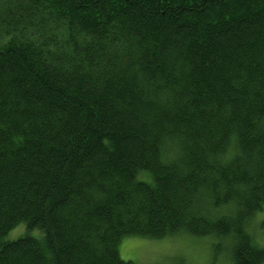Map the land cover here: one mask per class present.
<instances>
[{"label": "trees", "instance_id": "trees-1", "mask_svg": "<svg viewBox=\"0 0 264 264\" xmlns=\"http://www.w3.org/2000/svg\"><path fill=\"white\" fill-rule=\"evenodd\" d=\"M263 209L264 0H0V264H264Z\"/></svg>", "mask_w": 264, "mask_h": 264}, {"label": "rangeland", "instance_id": "rangeland-1", "mask_svg": "<svg viewBox=\"0 0 264 264\" xmlns=\"http://www.w3.org/2000/svg\"><path fill=\"white\" fill-rule=\"evenodd\" d=\"M263 219L264 209L253 220L254 222L250 223L253 234L260 240L262 231L258 225ZM213 243L215 240L212 237H196L188 234L163 239L129 236L121 242L120 254L123 259L138 264H233L227 252V241H222L224 251L217 256L214 253Z\"/></svg>", "mask_w": 264, "mask_h": 264}]
</instances>
